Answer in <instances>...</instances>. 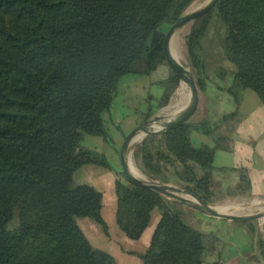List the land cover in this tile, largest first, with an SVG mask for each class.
I'll return each mask as SVG.
<instances>
[{"label":"trees","instance_id":"obj_1","mask_svg":"<svg viewBox=\"0 0 264 264\" xmlns=\"http://www.w3.org/2000/svg\"><path fill=\"white\" fill-rule=\"evenodd\" d=\"M192 1L0 0V264H117L77 225L88 218L107 229L102 193L87 184L72 187L74 173L85 165L110 170L103 155L79 144L83 135L113 144L103 114L117 82L162 65L159 28L173 24ZM213 13L225 26L224 52L235 68L228 94L237 104V92L251 90L264 107V0H218L190 30L186 48L199 88L206 81L199 51ZM178 82L171 73L165 85ZM167 103L164 96L159 106ZM150 117L149 107L145 120ZM212 126L188 122L147 135L135 154L154 181H180L212 204L209 149L189 140L191 131L210 135ZM238 173V185L249 193L246 171ZM127 182H115V220L128 239L138 240L151 212L160 211L142 262L203 264L204 236L184 220L180 203ZM259 247L264 257L262 241Z\"/></svg>","mask_w":264,"mask_h":264},{"label":"crops","instance_id":"obj_2","mask_svg":"<svg viewBox=\"0 0 264 264\" xmlns=\"http://www.w3.org/2000/svg\"><path fill=\"white\" fill-rule=\"evenodd\" d=\"M169 49L174 57L171 41ZM169 77L167 66H161L149 75L127 74L121 77L110 109L103 116L105 127L108 133L111 132L113 146L105 147L101 138L90 136L83 138V144L89 149L103 151L109 159V152L118 147L116 143L145 123L149 107L150 118H160L165 124L175 119L189 101L183 89L165 85ZM211 84V91L206 90L205 96L199 98L197 110L189 122H208L213 125V131L207 135L193 130L189 140L196 149H209L211 164L215 168L212 173L214 186L219 187V192L237 186L238 170L243 169L250 182V197L264 205V107L251 90L240 92L236 104L227 92L229 85ZM164 96H168V103L160 107ZM234 111L237 114L233 118L226 122L222 120V116ZM211 190L215 192L214 188ZM215 201L211 205H215ZM183 213L186 217L184 209ZM159 217L158 212L152 214L151 223L138 240L123 239L130 248L126 252L120 247L113 249L110 243H104L105 247L100 249L111 254L117 264H144L136 255L127 252L143 254L148 250ZM196 219L198 224L186 222L204 236L203 264H264L259 247L260 241L264 244L263 219L237 223L213 219L202 213L196 215ZM246 223H252L253 229L250 230Z\"/></svg>","mask_w":264,"mask_h":264},{"label":"rangeland","instance_id":"obj_3","mask_svg":"<svg viewBox=\"0 0 264 264\" xmlns=\"http://www.w3.org/2000/svg\"><path fill=\"white\" fill-rule=\"evenodd\" d=\"M209 1L210 0H193L192 1L193 3L191 2L185 8L182 15H185L188 12H191L193 10L203 7ZM200 18L197 19L196 21L190 22L178 28L172 34L173 37L171 36V40H172L171 48L174 53V57H176L175 60L189 71L190 75L192 76L195 82V85H196L197 73L189 61L187 48H186V36L189 34L192 28H199L203 24L202 21L204 20V18L203 19L202 18L200 19ZM171 25L172 23L163 24L159 28V33L164 37ZM225 32H226L225 26L221 22V19L215 13H213L211 17V21H210V26L207 29L201 41V50L199 51V54L201 55L202 60L206 67V70L204 73L206 77V81H204L203 87L199 88L196 85L198 89L199 98L205 96L206 90L211 91L212 89L211 83H218V84L227 85V86L229 85L228 87L229 88L231 87L232 75H233L235 68L232 65V63H230L226 59V56H225V52H224ZM160 63L162 65H160L159 67L161 66L168 67L166 60L165 61L161 60ZM171 73L172 71L170 70V74ZM177 86L180 90L183 89L185 91V93L187 94L188 101L190 102V88H188L189 86L188 85L186 86V84L180 80ZM239 93L240 92H237V95ZM189 102H188V105H189ZM146 121L148 123L147 129L148 130L150 129L149 131L159 130L165 125V122L161 120L154 121V118L147 119ZM85 136H89V135H83V138ZM90 137H97V136H90ZM145 137L146 136L143 135V132H138L136 134L135 138L131 142V145L129 146L125 154L126 159L130 165V169L132 171L133 169L136 170L139 173L142 181L147 182V183L161 184L151 179L148 176V174L145 172L142 166V163H141L142 155L140 153H138V155L135 154L136 148L141 144V142L144 140ZM83 138L79 144L80 147L83 149H89L83 144ZM123 139L124 137L121 139L120 142L116 143L118 144V147L116 148V150L113 149L111 152L108 151L110 153L109 155L111 156L110 157L111 159L109 158L110 160L108 159L106 153H104L103 151L99 152L94 149H89V150L96 151L99 154L103 155L108 161L110 170H107V169H104L98 166H94V165H85L74 173L73 179H72V187H76L82 184H87V185L94 187L96 190L102 193L103 208H102L101 216L107 226L106 232L102 230L101 226L97 225L95 222L91 221L88 218H81V219L78 218L77 219V225L80 227V229L84 233L85 237L87 238L91 246L94 249L100 250V251H104L100 249V248L105 247L103 246L104 243H110L113 249L115 247H118V248L120 247L124 251L126 249H130L129 246H127L123 240L124 238H127V237L118 228L116 224V220H115L116 204H117V199L115 195V182L120 181L124 184H128L125 176L122 173L120 161H119V151H120ZM103 143L105 147H111V145L113 146V144L105 143L104 140H103ZM165 185L173 186V187H176L182 190L184 193L182 192L180 196L189 200L191 204L196 205L197 201L185 193L189 191L182 188V185H183L182 182L172 180L170 183H166ZM211 188L212 189L214 188L215 190L214 193L212 192L211 198H212V201L216 200L215 201L216 204L215 205L208 204V205L220 213L244 216V215H249V214H254L257 212L264 211V205L261 203H258L257 200L252 199L249 193L244 191L243 186H240V185L235 186V187L233 186L232 188H229V190L227 191L219 192L218 190L219 187L214 186V178L212 176ZM164 198L168 201H174L171 198H167V197H164ZM180 205L182 209H184V211L186 212V217L183 216L184 220L187 221L188 223L190 222L191 224H198L199 221L196 219V215H199L202 212L197 211L193 208H190L182 204ZM155 212L156 213L158 212L160 215V211L158 209H155L151 212V219H152V214ZM202 214H204L207 217L217 219V218L209 216L206 213H202ZM151 219H150V223H151ZM159 220H160V217H159ZM261 221L264 222V218ZM17 223H18V220L17 218H15L11 222V225L15 226L17 225ZM132 241H136V240H132ZM127 253L131 255L132 254L136 255L141 260L139 256L142 254L133 253V252H127ZM107 254L110 255L113 258V260L116 262L115 258L111 254L109 253Z\"/></svg>","mask_w":264,"mask_h":264},{"label":"water","instance_id":"obj_4","mask_svg":"<svg viewBox=\"0 0 264 264\" xmlns=\"http://www.w3.org/2000/svg\"><path fill=\"white\" fill-rule=\"evenodd\" d=\"M218 2V0H210L206 5L203 7L193 10L191 12L186 13L185 15L180 16L168 29L167 33L164 36L163 39V52H164V57L166 60V63L169 67V69L172 71L173 74H175L180 81L184 82L186 85L189 86L190 88V102L189 105L177 116L175 119L168 121L164 127L160 128L159 130L156 131H149L147 129V121L145 123H142L138 127H136L134 130H132L130 133L125 135L120 151H119V161H120V166L123 175L126 177V179L132 183L134 186L143 188V189H148L155 191L159 193L160 195L171 198L174 201L188 206L190 208H193L197 211H200L202 213H206L211 217L220 219V220H226V221H233L237 223H245L253 220H259L264 218V211L263 212H257L254 214H249V215H235V214H226V213H220L214 208L210 207L208 204L204 203L201 201L199 198H197L195 195L185 192L187 195L191 196L194 198L197 203L191 204L189 200L185 199L184 197H181L180 194L183 192L182 190L165 185V184H155V183H147L142 181L141 179L135 177L131 172L130 165L126 159V152L131 145V142L135 138L136 134L138 132H143L144 136L150 135V134H160L164 131L170 130L174 128L175 126L179 124H184L188 123L191 117L194 115V113L197 110L198 103H199V94H198V89L195 85V82L190 75L189 71L184 68L181 64H179L175 58L172 56L170 49H169V43L172 34L177 30L178 28L196 21L200 17L204 16L206 13H208L214 5ZM160 118H155L154 121H158ZM149 122V121H148ZM184 193V192H183Z\"/></svg>","mask_w":264,"mask_h":264},{"label":"bare ground","instance_id":"obj_5","mask_svg":"<svg viewBox=\"0 0 264 264\" xmlns=\"http://www.w3.org/2000/svg\"><path fill=\"white\" fill-rule=\"evenodd\" d=\"M193 3V2H192ZM183 29V28H182ZM184 35V34H183ZM172 37H173V35H172ZM170 41H172V40H170ZM174 58H176V57H174ZM187 86V85H186ZM180 87V86H179ZM189 88V87H188ZM179 89V88H178ZM186 90V89H185ZM187 98V97H186ZM183 102H185L184 101V99H183ZM182 103V102H181ZM183 110V109H182ZM181 111V110H180ZM175 116V115H174ZM174 116H172V117H174ZM169 117V116H168ZM167 117V118H168ZM162 124V123H161ZM150 130V129H149ZM140 134H142V133H140ZM142 136V135H141ZM129 162H130V160H129ZM132 171V170H131ZM135 177H137V178H139V179H141V177H140V175H139V173L136 171V170H134L133 169V171L131 172ZM219 210V209H218ZM223 211V210H222Z\"/></svg>","mask_w":264,"mask_h":264}]
</instances>
